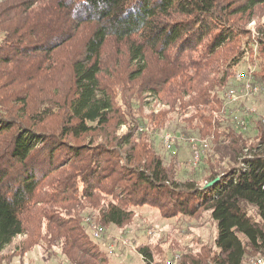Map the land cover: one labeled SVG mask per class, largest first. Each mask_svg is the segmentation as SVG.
<instances>
[{"label": "trees", "instance_id": "16d2710c", "mask_svg": "<svg viewBox=\"0 0 264 264\" xmlns=\"http://www.w3.org/2000/svg\"><path fill=\"white\" fill-rule=\"evenodd\" d=\"M33 1L0 0V83L12 94L0 96V254L26 233L23 216L48 179L54 190L75 186L62 195L71 205L93 201L103 227L130 222L133 206L165 218L207 211L218 232L213 264L264 254L263 116L237 114L226 99L231 83L242 86L233 70L249 54L264 90V25L242 42L264 0H50L47 18ZM148 98L162 109L136 118ZM114 120L128 131L111 133ZM169 124L215 147L189 179L176 152L167 164L152 143ZM66 248L71 264L87 262Z\"/></svg>", "mask_w": 264, "mask_h": 264}, {"label": "rangeland", "instance_id": "374dc122", "mask_svg": "<svg viewBox=\"0 0 264 264\" xmlns=\"http://www.w3.org/2000/svg\"><path fill=\"white\" fill-rule=\"evenodd\" d=\"M14 1L16 2V0ZM240 1L242 0H236V2ZM50 2V0H34L32 4L38 7L36 9L38 12L44 6L42 14L46 17L48 14L47 5ZM255 12L254 16L250 18L251 21L245 25L246 30L250 31L251 35L249 38L242 39L243 45L247 39L253 40L257 28L264 25V9L261 8ZM235 18L239 19L240 16ZM5 31L6 28L0 26V46L5 43L3 36ZM7 54L10 52L8 51ZM11 56L13 57L15 54ZM116 56L117 48L115 46L106 51L104 56L106 68L117 60ZM255 56L256 54L247 55L242 63L233 70V76L241 72L246 74L251 67L255 68ZM1 79L3 77H0ZM6 80H11L8 72ZM4 86V82H1L0 96L5 98L2 100H7L12 94L7 93ZM45 86H48L47 83ZM232 86L237 87V84L231 83ZM250 100L251 98H248L238 102V105L235 106V108H240L237 110V114L247 113L250 108H255L258 115L264 117V93H259L253 100ZM1 103L4 106L7 105L3 101ZM140 106L142 112H138L135 107L136 118L141 120L146 118V121L152 113H158L162 109V106L152 98H148L145 105L140 102ZM121 112L124 113L123 109ZM126 120L128 121V119ZM113 124L114 126L110 127L109 131L116 136H121L128 131V125L116 127L119 124L118 120H114ZM165 135L175 137L173 138L174 146L172 145L171 148L164 143L163 137ZM252 135L253 132L247 133L249 137ZM7 138L6 135L1 138V141ZM190 139L182 135L173 124H169L165 130L152 135L151 138L165 163L169 164L172 160L171 156L176 152L180 162L178 164L180 178L188 177L189 179L196 171L203 170L205 157L208 159L214 154L215 147H212L213 144L207 139L205 140L208 144L206 150L200 148V144L196 141L191 142ZM194 139L196 140L198 137H194ZM199 152L202 153V158L193 165L192 157ZM76 180L74 179L73 182ZM201 183H204L203 180ZM79 186L82 187L80 184ZM74 189L75 186L72 190H67L65 187L54 190L49 179L43 183L35 200L24 214L25 217L23 216L26 233L15 238L5 248L0 254V264H71L64 253V250L67 249L66 245L75 250V256L78 259L87 260L86 263L77 261L75 264L214 263L213 258L218 254L216 248L218 232L217 224L212 219L210 212L200 211L194 217L177 215L172 218H165L158 209L140 205L132 207L134 217L127 224L121 227L114 225L103 227L96 216L98 210L90 208L93 206V201L86 203L76 199V203L71 205L68 200L62 198L64 193L73 196L75 194ZM109 199L111 200V197ZM250 213L254 215L252 209H250ZM51 237H53L52 242H47ZM58 238H60L59 242L56 240ZM142 249L150 250L153 261L146 260L141 252ZM245 264H264V254L248 251Z\"/></svg>", "mask_w": 264, "mask_h": 264}, {"label": "built area", "instance_id": "2783aa9c", "mask_svg": "<svg viewBox=\"0 0 264 264\" xmlns=\"http://www.w3.org/2000/svg\"><path fill=\"white\" fill-rule=\"evenodd\" d=\"M253 72V68L251 67V69L248 70V72L246 74L244 73H237L236 74V82L238 84L242 83V86L240 87H232L230 88L227 93H226V99L227 101L231 104V105H238V102H241L243 99H248L251 98V100H253L257 94H259L261 91L264 92L263 89H261L259 86L255 85V83L253 82V78L250 77V75ZM250 100V101H251ZM247 101V102H250ZM249 112L255 114L257 113L255 108H250ZM262 123L264 125V117L262 118ZM175 137H171L170 135H165L163 137L164 143L167 147H172L173 143L175 142L174 139ZM208 147V144L205 143L203 144V150H206ZM200 155L202 157V153L199 152L197 153V155L192 157V164H196L199 162L200 160Z\"/></svg>", "mask_w": 264, "mask_h": 264}, {"label": "water", "instance_id": "95a60500", "mask_svg": "<svg viewBox=\"0 0 264 264\" xmlns=\"http://www.w3.org/2000/svg\"><path fill=\"white\" fill-rule=\"evenodd\" d=\"M218 180V179H217ZM217 180H214L213 182H210V183H207L206 185H205V187H209V186H211L213 183H215Z\"/></svg>", "mask_w": 264, "mask_h": 264}]
</instances>
